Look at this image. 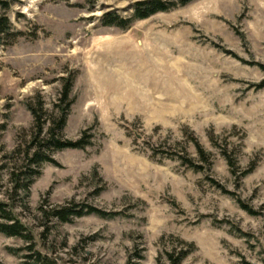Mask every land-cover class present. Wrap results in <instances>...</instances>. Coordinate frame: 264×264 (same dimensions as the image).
I'll return each instance as SVG.
<instances>
[{
  "label": "rangeland",
  "instance_id": "obj_1",
  "mask_svg": "<svg viewBox=\"0 0 264 264\" xmlns=\"http://www.w3.org/2000/svg\"><path fill=\"white\" fill-rule=\"evenodd\" d=\"M140 1L0 0L11 24L0 42V200L44 264H168L184 243L194 249L183 264H264V0H196L128 29L104 25ZM71 76L64 139L87 131L90 144L54 151L58 166L41 165L25 205L10 197V173L25 170L36 135L29 105L52 122ZM230 161L254 170L236 176ZM71 205L117 215L62 224L40 209ZM28 245L0 233V264L33 263Z\"/></svg>",
  "mask_w": 264,
  "mask_h": 264
},
{
  "label": "trees",
  "instance_id": "obj_2",
  "mask_svg": "<svg viewBox=\"0 0 264 264\" xmlns=\"http://www.w3.org/2000/svg\"><path fill=\"white\" fill-rule=\"evenodd\" d=\"M196 0H144L137 2L133 6V15L131 18L124 19L115 15H104L103 23L105 26L118 27L120 29H128L131 24L136 20H145L152 17L155 14L168 12L174 8L186 6ZM0 5H4L0 2ZM11 24L8 17H0V42L11 35ZM260 68L264 71V65H260ZM64 88L59 99L57 106L58 112L53 118L52 122H48L44 119L45 112L43 106L39 109L33 105H29V110L35 120L36 135L32 137L28 151L25 154V170L17 173L13 170L10 173L11 180L15 183L11 188L12 196H17L24 201L27 205V200L30 195V189L33 181L40 175V167L44 163H52L57 165V162L51 157L54 151H61L65 149H85L90 144V136L85 131L84 134L78 140L64 139L63 131L66 127L68 117L70 114L73 100L71 99V93L74 83V77L71 76L64 80ZM258 89L264 88V81L257 86ZM198 152L203 161L209 163L204 150L198 146ZM191 167L195 170L201 169L193 161H189ZM232 167V173L239 177H245L254 170L253 166L245 172L238 174L235 167L236 164L230 161ZM26 207V206H25ZM244 210L251 212L244 204L242 206ZM43 217L49 216L52 219L57 220L62 224L72 223L74 219L81 218L86 215H97L101 218H111L116 216V213L103 211L92 206H82L79 208L77 205L55 207L47 211L43 207L40 208ZM0 233L8 237H16L24 240L28 243L27 250L34 252L27 256L29 259L35 257L33 263L24 262V264H44L47 260L46 256H43L40 252L34 248V236L31 231L14 216L13 205L0 200ZM184 243V242H183ZM193 245L187 246L185 243L180 248H174L171 251L166 252L168 264H183L186 257L193 251ZM136 258H131L127 264H140L142 258L140 255Z\"/></svg>",
  "mask_w": 264,
  "mask_h": 264
}]
</instances>
